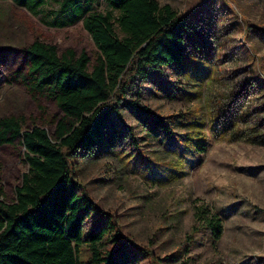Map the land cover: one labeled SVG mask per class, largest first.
<instances>
[{"label":"rangeland","instance_id":"1","mask_svg":"<svg viewBox=\"0 0 264 264\" xmlns=\"http://www.w3.org/2000/svg\"><path fill=\"white\" fill-rule=\"evenodd\" d=\"M159 1L198 14L185 56L131 85L104 142L77 164V178L122 233L108 246L125 264H264V143H254L253 132L264 118L257 110L264 99L252 94L253 77L264 80V45L250 42L246 29L247 23L264 28V0ZM93 8L109 10L106 0H94ZM47 21L0 0V118H19L24 129L41 126L53 136L63 114L53 98L24 84L26 47L40 40L60 54L85 51L91 63L99 51L82 21L64 28ZM191 122L206 137L205 152L187 143ZM20 141L0 147L7 203L29 168ZM202 204L223 220L218 242L195 219ZM97 225L87 219L84 236ZM78 258L92 264L85 243Z\"/></svg>","mask_w":264,"mask_h":264},{"label":"trees","instance_id":"2","mask_svg":"<svg viewBox=\"0 0 264 264\" xmlns=\"http://www.w3.org/2000/svg\"><path fill=\"white\" fill-rule=\"evenodd\" d=\"M13 1L41 19L49 18L53 27L82 21L99 54L91 63L85 51L68 49L60 54L57 46L40 40L25 49L29 64L24 84L53 98L63 116L53 136L41 126L24 129L19 118H0V147L21 139L29 167L10 203L3 200L0 179V264H80L83 243L92 264H125L108 246L122 233L96 207L79 182L76 167L104 142L108 120L119 114L136 80L148 78L153 68L181 63L188 37L198 26L196 12L181 13L159 0H106V12L96 11L94 0H62L55 9H49L53 0ZM246 26L250 42L264 45V28ZM243 55L247 65L255 62L246 52ZM253 80L252 94L264 99V80ZM261 105L257 110L262 115L264 102ZM191 124L187 143L205 152L206 137L196 122ZM255 131L254 143H264V118ZM194 215L218 242L224 232L222 218L205 204L196 206ZM93 217L97 228L84 236V223Z\"/></svg>","mask_w":264,"mask_h":264}]
</instances>
